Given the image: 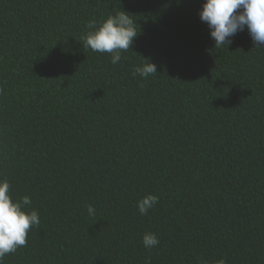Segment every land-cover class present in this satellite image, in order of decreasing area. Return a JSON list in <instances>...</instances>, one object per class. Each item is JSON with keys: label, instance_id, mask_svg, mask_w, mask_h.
<instances>
[{"label": "trees", "instance_id": "obj_1", "mask_svg": "<svg viewBox=\"0 0 264 264\" xmlns=\"http://www.w3.org/2000/svg\"><path fill=\"white\" fill-rule=\"evenodd\" d=\"M205 2L0 0V182L40 220L0 264H264V44L215 48ZM119 11L113 64L81 37Z\"/></svg>", "mask_w": 264, "mask_h": 264}, {"label": "clouds", "instance_id": "obj_2", "mask_svg": "<svg viewBox=\"0 0 264 264\" xmlns=\"http://www.w3.org/2000/svg\"><path fill=\"white\" fill-rule=\"evenodd\" d=\"M200 18L211 29L210 35L215 41V48L229 45L231 40L228 38L245 26L257 46L264 44V0H206ZM87 27L95 30L81 37L83 47L111 54L113 64L121 59L122 51L132 49L134 38L138 35L133 20L125 11L108 16L98 27L95 19H92L87 22ZM156 73V65L149 61L133 71L134 76L139 74L145 78ZM9 189L7 180L0 182V259L26 246L28 232L32 226L40 224L37 211L26 213L22 210L24 205L31 203L30 198L24 196L20 201L14 202ZM157 202L158 197L155 195H147L138 201L141 215L146 214ZM88 213L95 214L92 205H88ZM143 243L145 247L151 248L159 241L155 234L145 233ZM201 264L205 262L201 261ZM216 264H225V261L221 259Z\"/></svg>", "mask_w": 264, "mask_h": 264}]
</instances>
